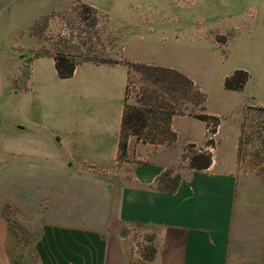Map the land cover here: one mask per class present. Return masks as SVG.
Here are the masks:
<instances>
[{
  "label": "rangeland",
  "instance_id": "obj_1",
  "mask_svg": "<svg viewBox=\"0 0 264 264\" xmlns=\"http://www.w3.org/2000/svg\"><path fill=\"white\" fill-rule=\"evenodd\" d=\"M42 51L117 64L80 60L61 79ZM129 62L188 76L206 98L194 111L219 125L175 116L174 143L130 137L118 159ZM237 70L248 72L245 87L226 89ZM254 104L264 105V0H0V213L13 260L35 264L45 225L101 228L117 200L112 180L157 152L173 151L170 167L182 176L186 156L226 159L238 135L240 168L264 180V110ZM153 237L131 231L132 253L147 256Z\"/></svg>",
  "mask_w": 264,
  "mask_h": 264
},
{
  "label": "crops",
  "instance_id": "obj_2",
  "mask_svg": "<svg viewBox=\"0 0 264 264\" xmlns=\"http://www.w3.org/2000/svg\"><path fill=\"white\" fill-rule=\"evenodd\" d=\"M237 143L238 135L234 153L212 159L207 169L188 168L173 194L159 191L156 179L174 152L142 159L131 177L112 180L117 200L105 225H45L35 264H264V180L240 168ZM134 230L153 232L146 241L151 258L132 253ZM9 235L0 213V264H13Z\"/></svg>",
  "mask_w": 264,
  "mask_h": 264
},
{
  "label": "trees",
  "instance_id": "obj_3",
  "mask_svg": "<svg viewBox=\"0 0 264 264\" xmlns=\"http://www.w3.org/2000/svg\"><path fill=\"white\" fill-rule=\"evenodd\" d=\"M85 9L90 7L85 6ZM95 18L96 16L93 24ZM41 55L53 57L56 73L61 79L72 77L81 61L117 64L114 60L83 58L81 55L75 57L58 51H42ZM126 67L127 78L117 147L118 159L125 157L130 137H133L136 143L144 145L174 143L177 140V134L172 128L175 116L188 115L205 122L207 127L211 124L214 129L219 125L218 117L194 111L195 108L204 110L205 94L182 72L168 67L130 62ZM248 77V72L237 70L226 78L225 88L243 90ZM259 109L264 110L261 107ZM186 159L189 160V169L198 171L207 169L212 163V156L208 151L193 152L186 156ZM181 177L174 168L168 167L157 177L156 188L161 192L173 194L180 184ZM148 249L150 253L145 256L146 259L153 256V247ZM12 262L17 264L13 258Z\"/></svg>",
  "mask_w": 264,
  "mask_h": 264
}]
</instances>
